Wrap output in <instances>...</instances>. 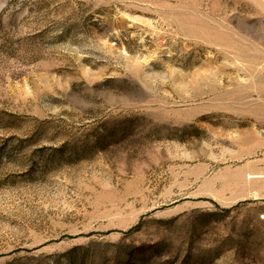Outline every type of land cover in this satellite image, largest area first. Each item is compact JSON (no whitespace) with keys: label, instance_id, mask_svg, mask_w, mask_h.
Segmentation results:
<instances>
[{"label":"rangeland","instance_id":"rangeland-1","mask_svg":"<svg viewBox=\"0 0 264 264\" xmlns=\"http://www.w3.org/2000/svg\"><path fill=\"white\" fill-rule=\"evenodd\" d=\"M0 264H264V0H0Z\"/></svg>","mask_w":264,"mask_h":264}]
</instances>
